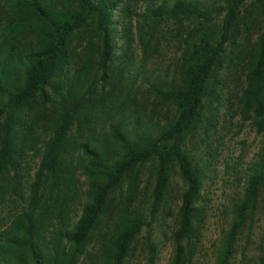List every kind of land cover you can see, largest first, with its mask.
I'll list each match as a JSON object with an SVG mask.
<instances>
[{
	"label": "trees",
	"instance_id": "16d2710c",
	"mask_svg": "<svg viewBox=\"0 0 264 264\" xmlns=\"http://www.w3.org/2000/svg\"><path fill=\"white\" fill-rule=\"evenodd\" d=\"M122 1H1L0 264H127L131 243L145 226L142 214L129 208L145 165L153 175L148 218L158 226L170 215L166 190L170 172L178 171L184 189L169 264H194L204 216L200 193L215 171L218 149L208 136L221 93L233 80L241 82L234 97L236 114L260 143L243 170L214 264H229L236 236L264 193V0H216L217 23L186 0L145 8L153 19L198 21L195 34L183 42L176 84L151 87L159 102L173 110L170 120L154 129L139 118L125 122L121 106L106 90L115 50L114 14ZM93 39L101 82L97 90L86 70L77 76L73 72V44L91 51ZM48 107L54 110L50 120ZM99 133L103 144L94 145ZM199 133L204 151L186 148V140ZM30 157L38 159L32 176ZM76 172L78 180L87 182V191L72 220ZM122 185V206L110 220L109 238L97 251H86L109 195ZM259 239L254 264H264V232ZM148 251L152 258V248Z\"/></svg>",
	"mask_w": 264,
	"mask_h": 264
},
{
	"label": "rangeland",
	"instance_id": "374dc122",
	"mask_svg": "<svg viewBox=\"0 0 264 264\" xmlns=\"http://www.w3.org/2000/svg\"><path fill=\"white\" fill-rule=\"evenodd\" d=\"M2 0H0L1 2ZM174 0H123L114 14L115 50L113 60L107 72L106 90L121 106L124 121L139 118L151 129L161 126L173 115L172 108L159 102L151 87L168 88L177 82L176 66L183 49V42L189 40V34L198 21L185 20L165 16L153 19L147 15L146 7H157L162 2L170 6ZM196 5L201 11L208 13L207 20L217 23L218 13L216 0H186ZM3 7L2 2L0 3ZM256 19V18H255ZM257 23V22H256ZM253 27V35L256 32ZM197 36V35H196ZM23 43L25 40L22 41ZM97 42L93 39V49H82L75 42L73 72L77 75L88 72L90 85L99 89L101 82L95 71V55ZM89 51V52H88ZM77 72V73H76ZM238 74V72H237ZM236 74V76H237ZM240 80L229 82L221 93L222 101L218 109V117L213 131L208 136L212 147H218L215 157V171L203 183L200 200L204 208V216L198 229L197 251L194 264H214V252L218 241L230 226L229 208L232 201L240 193L243 180V170L260 143L258 136L236 114L234 97L240 90ZM153 88V87H152ZM49 108V107H48ZM51 109L48 120L54 115ZM94 145H101L100 133L92 139ZM204 138L199 133L190 142L186 140V148L194 151H204ZM39 147V145H37ZM189 150V149H187ZM33 155V154H31ZM31 158L30 176L34 173L37 158ZM74 175L75 190L78 197L72 201L70 217L72 220L79 214L80 207L85 202L87 182ZM78 180V181H77ZM153 183L152 169L145 165L141 169L140 184L134 201L129 208L142 214L143 226L133 239L128 255L127 264H169L174 244L172 233L176 229V212L180 195L184 186L176 168L170 172L169 184L166 190L170 215L161 226L150 222L148 209L150 205V189ZM124 185L113 191L108 198V208L104 217L90 237L86 251L98 250L101 243L107 241L111 234L110 220L122 206ZM159 221V220H158ZM264 232V193H260L251 212L247 215L244 226L236 236L234 249L229 264H254L260 254V236ZM148 247L152 248L151 253Z\"/></svg>",
	"mask_w": 264,
	"mask_h": 264
}]
</instances>
